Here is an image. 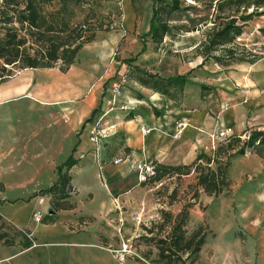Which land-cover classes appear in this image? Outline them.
<instances>
[{
    "label": "crops",
    "instance_id": "obj_1",
    "mask_svg": "<svg viewBox=\"0 0 264 264\" xmlns=\"http://www.w3.org/2000/svg\"><path fill=\"white\" fill-rule=\"evenodd\" d=\"M84 49L66 71L26 67L0 82V215L19 232L31 231L35 242L23 248L19 237L0 244V264H120L100 226L118 220L120 206L145 190L136 162L189 164L214 130L230 132L222 120L216 127L208 116L198 118L200 109L140 85L111 94L106 47L92 46L82 64ZM97 125L107 129L98 144L90 139ZM72 153L74 209L35 226L37 192L55 181L56 167Z\"/></svg>",
    "mask_w": 264,
    "mask_h": 264
},
{
    "label": "rangeland",
    "instance_id": "obj_2",
    "mask_svg": "<svg viewBox=\"0 0 264 264\" xmlns=\"http://www.w3.org/2000/svg\"><path fill=\"white\" fill-rule=\"evenodd\" d=\"M210 1L180 0L182 11L173 12L166 17L168 23L173 25L172 33L165 35L157 45L144 33L149 28L152 0H38L42 11H55L62 2H66L64 11H76V19L81 20L90 11L94 15L90 16L91 21L103 24L95 39L82 46L86 50H82L79 57L84 64L88 60V49L98 44L105 46L108 65H103V71H108L111 66L110 77L114 76L116 70L121 73L127 70L123 61L129 57H134L135 63L146 71L163 77L185 73L191 66L195 67L191 77L197 84L187 85L184 107L200 109L197 112L198 118L208 116L216 127L222 120L230 129V132L214 130L212 141L209 140L202 149L212 153L217 144L229 135L239 134L246 128H264V30H261L264 29V15L249 21L242 34L236 38L240 44L238 53L259 56L253 65L248 62L238 63L235 59L221 62L208 59L206 68H197L201 57L193 47L202 38L201 29L204 26L199 31L187 29L212 20V10L204 6ZM23 6L20 2L18 8ZM11 7L7 11H16ZM163 17L165 18L164 14ZM210 24L211 22L208 23ZM136 25L141 26V33L135 28ZM144 43L146 46L142 50ZM99 50L103 52L102 49ZM102 57L98 56V59L101 60ZM204 82L207 88L200 89L199 83ZM127 83L131 87L139 85L127 78L121 84L120 92ZM90 122L92 121L87 120V123ZM222 152L220 151L219 160L226 158V154ZM202 163L204 165L205 162ZM214 166L215 162L212 163V167ZM227 171L228 188L217 195H207L198 187V197L194 196L197 172L193 169L189 174L166 175L155 182L148 180L145 190L134 195L129 204L120 206L118 220L110 219L101 224L102 238L109 242L103 245L114 249L120 264H125L128 260L134 261L138 255L144 257L142 254L146 252H149L146 261L134 262L159 264L156 263V240L167 237L171 228L170 225L164 228L159 225L163 218L160 211L165 210L175 215L184 205L191 204L186 232L191 234L194 230L201 229L205 234L204 242L196 256L187 258L188 254H183V262L174 264H264L262 160L249 151L238 154L231 158ZM5 230L9 237H14L19 232L7 222ZM124 245L127 246L126 250L123 249Z\"/></svg>",
    "mask_w": 264,
    "mask_h": 264
},
{
    "label": "trees",
    "instance_id": "obj_3",
    "mask_svg": "<svg viewBox=\"0 0 264 264\" xmlns=\"http://www.w3.org/2000/svg\"><path fill=\"white\" fill-rule=\"evenodd\" d=\"M20 2L24 4L23 8H18ZM9 6L16 11H7ZM66 6V2H62L55 11H42L38 0H0V82L9 78L15 71L26 67H58L61 71H66L75 62L82 46L95 39L97 31L102 30L103 24L92 22L90 16L94 15L90 14V11H85L82 19L78 20L76 11H64ZM204 6L212 10V20L209 21L211 24L208 25L209 22L206 21L198 27L187 29V31H199L204 26L201 29L202 38L193 47L201 57L196 67L202 68L208 59H213L215 62L235 59L253 65L259 56L253 53L252 56L238 53L240 44L236 38L242 34L249 21L264 15V0H211ZM151 8L152 14L145 36L158 45L165 35L172 33L173 25L168 23L166 17L173 12L182 11L183 8L180 0L169 2L152 0ZM145 46L144 43L142 50ZM123 63L126 64L127 70L123 73L116 70L111 82L118 76L116 80L119 79L123 84L128 78L142 87L159 92L180 103L183 108H192L184 107L183 102L186 98L187 85L197 84L191 77L195 67H190L185 73L163 77L143 69L141 65L135 63L134 57L124 59ZM121 74L125 75L124 81L120 80ZM199 87L207 88L202 83H199ZM220 151L226 154L224 160L218 159ZM248 151L258 155L264 167V128H246L239 134L229 135L217 144L212 153L202 150L189 164L167 165L154 161V174L149 181H160L166 175L189 174L193 169L197 172V189L194 196L198 197V187H201L207 195H217L228 188L227 168L231 158ZM202 161L205 162L204 165ZM214 162L215 166L212 167ZM77 163L78 160L73 153L70 154L56 167L55 181L49 187L37 192L48 196L50 207L54 212L72 210L75 207L70 200L73 191L70 170ZM190 207L191 204L184 205L175 218L171 212L160 211L163 218L159 225L163 228L170 225L171 228L167 237L156 240V263L183 262V254H188V258L199 253L205 234L201 229L187 234L185 228L189 220ZM54 221L55 216L49 214L42 220L47 224ZM19 236L23 239L21 244L23 248L32 245L23 232H17L14 237H9L0 215V244L13 245ZM142 255L144 257L138 255L135 260L140 262L149 258V252Z\"/></svg>",
    "mask_w": 264,
    "mask_h": 264
},
{
    "label": "built area",
    "instance_id": "obj_4",
    "mask_svg": "<svg viewBox=\"0 0 264 264\" xmlns=\"http://www.w3.org/2000/svg\"><path fill=\"white\" fill-rule=\"evenodd\" d=\"M125 75H120V80L124 81ZM120 86L121 83L118 80H115L111 84V94L116 95L120 92ZM107 129H104L97 125L94 127L90 134V139L93 141V143H97L102 139V137L105 136ZM145 132V129H142ZM120 158H115L112 160V162L117 163L120 161ZM136 170L138 171V179L140 182L148 181L149 178L154 174V164L152 162H145V161H137L135 164ZM36 199V205L34 208V211L31 216V222L36 226L42 223L43 218L48 215L47 204H48V196L45 194H37L35 197ZM25 237L31 241L32 245L35 244L33 241V234L31 231H25L23 232ZM126 245H124L123 249L126 250Z\"/></svg>",
    "mask_w": 264,
    "mask_h": 264
},
{
    "label": "water",
    "instance_id": "obj_5",
    "mask_svg": "<svg viewBox=\"0 0 264 264\" xmlns=\"http://www.w3.org/2000/svg\"><path fill=\"white\" fill-rule=\"evenodd\" d=\"M48 214H49V215H54V214H55V212L53 211V209H52V208H49V210H48Z\"/></svg>",
    "mask_w": 264,
    "mask_h": 264
},
{
    "label": "bare ground",
    "instance_id": "obj_6",
    "mask_svg": "<svg viewBox=\"0 0 264 264\" xmlns=\"http://www.w3.org/2000/svg\"><path fill=\"white\" fill-rule=\"evenodd\" d=\"M230 130V129H229Z\"/></svg>",
    "mask_w": 264,
    "mask_h": 264
}]
</instances>
